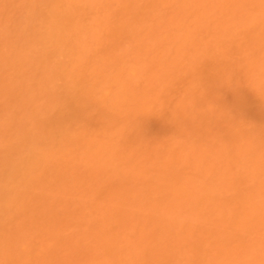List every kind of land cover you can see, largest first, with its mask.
<instances>
[{
  "label": "bare ground",
  "instance_id": "bare-ground-1",
  "mask_svg": "<svg viewBox=\"0 0 264 264\" xmlns=\"http://www.w3.org/2000/svg\"><path fill=\"white\" fill-rule=\"evenodd\" d=\"M0 264H264V0H0Z\"/></svg>",
  "mask_w": 264,
  "mask_h": 264
}]
</instances>
